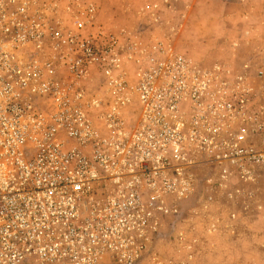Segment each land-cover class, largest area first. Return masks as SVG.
Returning <instances> with one entry per match:
<instances>
[{
  "label": "built area",
  "instance_id": "built-area-1",
  "mask_svg": "<svg viewBox=\"0 0 264 264\" xmlns=\"http://www.w3.org/2000/svg\"><path fill=\"white\" fill-rule=\"evenodd\" d=\"M101 6L0 0V264H195L264 221L263 50L202 65L177 0Z\"/></svg>",
  "mask_w": 264,
  "mask_h": 264
},
{
  "label": "rangeland",
  "instance_id": "rangeland-1",
  "mask_svg": "<svg viewBox=\"0 0 264 264\" xmlns=\"http://www.w3.org/2000/svg\"><path fill=\"white\" fill-rule=\"evenodd\" d=\"M101 4L100 19L112 26L136 27L143 22L142 17L138 15L142 0H101ZM177 7L183 16H172L168 18L167 24L182 23L175 38V46L193 61L202 65L221 61L239 69L248 62L255 49L261 48L264 52V17L261 18L259 14H264V0H228L225 6L217 0H177ZM221 11L224 16L218 17ZM212 14L215 16H211ZM242 15H245L243 20ZM226 25L233 28L235 33L245 30L247 38L258 44L247 46L243 50L241 44L232 38L234 34L224 35L223 26ZM233 42H237L238 46L233 47ZM228 239L230 238L223 229L206 246V253H214L195 260V264L253 263V258L245 256L242 252H248L255 247L264 251V221L250 226L245 235L237 241L234 238L231 241L235 242ZM155 253L161 264H172L180 259L174 242L160 243Z\"/></svg>",
  "mask_w": 264,
  "mask_h": 264
},
{
  "label": "crops",
  "instance_id": "crops-1",
  "mask_svg": "<svg viewBox=\"0 0 264 264\" xmlns=\"http://www.w3.org/2000/svg\"><path fill=\"white\" fill-rule=\"evenodd\" d=\"M217 1H220L222 3V5L225 6V3L228 0H217ZM259 14L261 15V18L264 17V14H261V13H259ZM211 16H215V15L212 14ZM221 16H224L223 11H221L220 16L218 15V17H221ZM225 16H227V14H225ZM242 16H243V18H241V19L243 20L245 15H242ZM224 18H226V17H224ZM223 27H225L224 28V31H225L224 35L231 36L232 34H234L232 38H234V40L238 41L239 45L241 44L240 46H241V48L243 50L247 46L251 47V46H253L255 44H258V42H255V41L250 40L249 38H247V36L244 34L245 30L241 31L240 28H238V31L240 30V32L235 33L233 28H231L230 26L226 25V26H223ZM241 29H246V28H241ZM247 32H248V34H250L248 30H247ZM240 38H241V40L239 41ZM242 43L245 44V45H243ZM242 45H243V47H242ZM242 253H244V255L246 254L245 256H249L250 258H253V259H251V260H254L253 263L251 262L249 264H264V251L262 252L259 248L255 247L253 249L248 250V252H244L243 251Z\"/></svg>",
  "mask_w": 264,
  "mask_h": 264
}]
</instances>
